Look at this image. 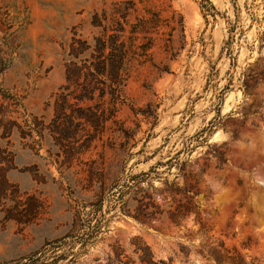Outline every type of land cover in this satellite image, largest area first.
Instances as JSON below:
<instances>
[{"label":"rangeland","instance_id":"rangeland-1","mask_svg":"<svg viewBox=\"0 0 264 264\" xmlns=\"http://www.w3.org/2000/svg\"><path fill=\"white\" fill-rule=\"evenodd\" d=\"M115 1L0 0V264H141L146 246L157 264H264V0H134L161 21L118 124L88 150L85 135L59 144L72 44L91 42L94 13ZM71 156L109 187L148 172L161 204L166 182L192 173L201 219L142 223L112 192L78 194L59 172Z\"/></svg>","mask_w":264,"mask_h":264},{"label":"trees","instance_id":"trees-1","mask_svg":"<svg viewBox=\"0 0 264 264\" xmlns=\"http://www.w3.org/2000/svg\"><path fill=\"white\" fill-rule=\"evenodd\" d=\"M160 21L158 13L147 8L140 9L134 0L115 1L110 8L94 13L92 24L98 29V34L91 42L79 41L81 48L72 44V61L67 68L66 83L55 94L53 137L57 143L69 139L75 144L85 135L80 147L88 150L99 134L105 131L108 122L118 124V113L128 100L125 89L132 73L137 65L150 59L153 39L148 33L151 24L157 26ZM180 25L183 28L182 20ZM140 39L146 41L138 42ZM80 56L82 59L79 60ZM82 130L85 134L81 133ZM75 150L76 146L72 145V156L77 152ZM72 156L70 163L63 169L59 168V172L78 194L89 191L93 193L91 197L102 198L105 193L112 192L121 199L122 211L142 223L164 217L180 225L192 213H195V219H201L196 200L199 189L192 173L186 176L183 186L166 182L167 188L160 191L164 199L161 204L154 191L141 186L148 172L133 175L128 182L109 187L105 172L97 170L94 162H85L84 166L73 171ZM83 173L85 177L78 176ZM169 193L176 202L175 207L169 203ZM125 196L128 198L123 200ZM87 242L85 240L83 245ZM139 250L136 248L137 253ZM143 251L141 264H157L152 260L148 246ZM113 261L129 263L123 262L119 254Z\"/></svg>","mask_w":264,"mask_h":264}]
</instances>
